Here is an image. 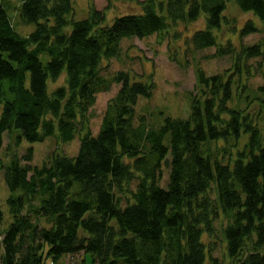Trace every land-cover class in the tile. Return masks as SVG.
I'll list each match as a JSON object with an SVG mask.
<instances>
[{"label":"trees","instance_id":"obj_1","mask_svg":"<svg viewBox=\"0 0 264 264\" xmlns=\"http://www.w3.org/2000/svg\"><path fill=\"white\" fill-rule=\"evenodd\" d=\"M17 1L20 22L34 28L20 32L0 0V170L12 217L3 228L0 213V264L79 253L81 264H264V83L255 96L242 83L254 75L251 59L264 69V37L240 50L232 40L218 44L230 0H147L112 22L93 3L76 19L74 0ZM234 1L264 23V0ZM201 15L206 29L186 43L216 47L210 57L234 55L233 74L225 80L198 66L201 95L190 116L151 127L136 112L152 97L153 76H106L109 62L125 39ZM256 32L264 30L249 22L241 34ZM63 74L65 84L50 91ZM113 84L122 86L94 134L90 109ZM256 97L263 113L250 111ZM49 137H79L77 154L55 153L39 166L30 164L33 147L18 152Z\"/></svg>","mask_w":264,"mask_h":264},{"label":"rangeland","instance_id":"obj_2","mask_svg":"<svg viewBox=\"0 0 264 264\" xmlns=\"http://www.w3.org/2000/svg\"><path fill=\"white\" fill-rule=\"evenodd\" d=\"M144 1L147 0H74V15L76 19L88 17L91 3H93L97 9L105 10L108 22H112L115 17L133 12H142L140 3ZM2 3L14 18L20 32L28 34L33 30L34 25L27 26L20 22L17 0H2ZM226 19H228V22H223L219 29H215L220 46L226 45L232 40L237 49L240 50L241 47L255 44L264 37V32L241 34V31L249 22L257 24L263 30L264 23L252 12L242 11L234 0H230L227 4L224 12V20ZM206 21L207 17L201 15L192 22L182 21L177 23L169 33L155 34L146 38L125 39L122 43L121 57L112 59L109 62L107 72H105L106 76L122 71H129L132 76L137 78L143 74L146 78L149 75L153 76L155 89L152 97L140 98L136 112L137 117H145V121L149 126L157 128L166 116L182 119H187L190 116L193 95H201V90L197 86L196 70L198 66L203 67L208 75L224 74L225 80L233 74L236 63L234 55L210 57L218 51L216 47L196 51L192 43H186L187 38L192 37L195 32L206 29ZM179 34L180 37H178ZM233 53L238 54L237 52ZM258 61H260V58L250 60L254 75H251L248 79L243 78L242 82L247 84L252 96L257 94L258 87L264 83V69L258 66ZM65 75L63 74L57 81H51L49 90L52 91L65 84ZM121 86V84H113L109 91L97 95L96 103L90 109L91 126L94 134H97L100 129L109 101L116 96ZM235 100L237 101V99H234V103H236ZM251 105L250 111L263 113L260 110V107L263 108V103L259 97H256ZM9 141V135L6 134L5 145ZM79 144V137L67 144L58 143L55 137H49L43 142L25 143L18 149V152L22 155L28 148L33 147L34 160L30 164L40 166L47 163L51 155L55 153L69 156L76 155ZM9 196L4 171L0 170V213L3 216V228L12 222L8 203ZM224 251L225 246L221 243L218 245L215 255L223 258V256H226ZM82 259H84L83 253L73 256L67 255L54 264H81L83 263ZM51 262H53L52 259L46 260V264Z\"/></svg>","mask_w":264,"mask_h":264}]
</instances>
